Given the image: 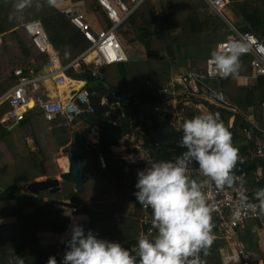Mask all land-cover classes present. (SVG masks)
<instances>
[{"label":"trees","instance_id":"16d2710c","mask_svg":"<svg viewBox=\"0 0 264 264\" xmlns=\"http://www.w3.org/2000/svg\"><path fill=\"white\" fill-rule=\"evenodd\" d=\"M78 1L84 4L87 12L85 18L98 27L96 30L111 26L112 22L105 10L100 8L98 0ZM16 2L17 0H3L0 4V97L18 82L16 68L22 67L25 72H29L32 60L33 67H39L48 61V57L34 45L31 35L24 27L25 23L36 19L43 21L63 65L88 47L83 33L55 4H50L48 0H30L23 10L18 11L15 8ZM158 3L166 27L150 30L147 25H143L136 30L135 37L144 45L146 52L142 58H128L124 62L125 82L118 67L119 80L108 75L106 66L102 82L87 69L78 76L87 80V87L91 92L99 90L100 95L106 92L113 94V101L119 100L123 113L118 121L113 122L112 116L106 112L117 111L108 104H100L101 96L92 95L100 136L96 150L85 153L89 178L84 183L83 195L76 196L70 182H62L59 192L39 190L38 194L42 199L27 198L23 192L27 191V185L31 181L43 175L41 166L47 177L58 175L54 155L59 151V141L69 136L67 127L57 126L58 121L46 120L42 111L30 115L28 113L12 129L7 124L0 123V219L15 218L13 222L0 223V264H47L50 256H55L59 264L66 251L65 242L42 244L38 233H69L72 220L62 215L64 205L61 201L64 197L80 207L77 208L79 213H87L89 216L87 222L79 223L85 231L91 229L99 237L120 242L129 249L136 244L140 223L121 218L120 215L141 217L145 213L144 207L133 195L136 191L137 172L135 166L127 170L123 160L113 157L111 146L116 145L122 136L134 134L137 139H143L148 157L154 161L174 160L184 151L173 145L158 143L151 137L153 131L165 125L159 118L160 108L174 97L173 92H161V88L171 81L174 68L182 73L193 68L205 69L211 50L228 34L223 20L208 9L203 0H159ZM229 6L242 18L243 31L250 30L262 37L259 30L264 31V0H229ZM136 17L139 18V15L136 14ZM135 18L131 15L127 21L137 27ZM174 30L178 31L173 32ZM129 33L131 34L130 31L125 32V35L128 36ZM250 59L249 55L240 56L237 74L249 71ZM237 74L225 77L221 82L212 80L209 83H215V89L221 88L224 91L225 99L231 106L237 107L241 112H247L252 107L256 116L261 118L264 79L252 86H243L238 84ZM97 81L101 83H96ZM175 90H178V85ZM207 105L212 112L220 114L224 125L232 133L233 143L242 137L239 128L242 115L237 116L234 127L230 128L227 124L233 112L215 104ZM9 109L8 100L0 103V119ZM193 116V112L187 113L184 120ZM29 124L32 126L31 136L36 141L37 151L30 150L22 130ZM252 148V144L244 145L241 151L246 153ZM99 152L106 155L107 168H101ZM259 164L263 165L264 174V162ZM259 164L247 161L243 175L236 184L252 187ZM149 210L151 211L150 208ZM211 222L213 225L216 223L212 214ZM154 235L155 233L152 236ZM216 251L217 243L213 241L207 255L203 252L199 254L198 263L219 264Z\"/></svg>","mask_w":264,"mask_h":264},{"label":"built area","instance_id":"2783aa9c","mask_svg":"<svg viewBox=\"0 0 264 264\" xmlns=\"http://www.w3.org/2000/svg\"><path fill=\"white\" fill-rule=\"evenodd\" d=\"M145 1L147 0H98L100 7L105 10L112 22L111 26L100 30H94L87 22L85 13L78 2L73 3L72 0L62 1L58 7L71 23L83 33L89 43L88 48L76 60L66 66L60 64L59 56L52 46L42 20L36 19L25 23L24 27L31 35L36 48L47 54L54 65V81L57 84L67 83V87L70 89L69 94L62 93L56 99L39 102L46 120L58 121L61 126L71 127L81 118L83 112L95 113L92 104L93 92L87 87L86 81L80 83L76 79H71L65 71L69 66H72L78 73H83L87 69L93 76L101 77V67L127 61L128 55L120 41L117 30ZM203 1L212 12L223 20L225 30L228 31L226 38L221 40L218 45L226 46L231 41H241L247 46L248 50L243 54L251 57V71L237 76L238 84L252 86L260 79H264V38L253 31H243L236 26L227 14L229 0ZM15 74L18 76V82L8 90L4 96L5 99H2L8 100L10 104V109L1 119L7 123H20L26 118L32 92L39 88L41 80L40 77L31 76L29 72H25L22 67L16 68ZM223 78L225 77H221L216 72L211 57H208L205 69L193 68L186 73L177 72L174 74L172 71L171 81L161 88V92H173V100L175 101L178 100L179 96H183L184 105H189L191 100H196L194 105L199 109L202 106L209 108L207 105L209 103L231 110L233 114L229 117L227 124L230 128L234 127L237 116L242 115L243 120L239 126L242 137L247 144H252L253 156L264 159V102L261 118L256 116L252 107L247 112H241L237 107L231 106L227 102L225 93L221 88L215 89L209 83L212 80L221 82ZM176 85H178V90H175ZM212 93H214V96ZM101 102L107 103V98L103 97ZM110 105L112 108L120 107L119 100ZM184 114L185 111L181 115L174 116L170 124L175 128H180L185 117ZM98 157L101 167L106 168L105 155L99 153ZM121 159L128 169L135 166L136 172L144 169L148 164L157 162L149 157L139 156V153L138 155L123 156ZM186 174L190 179L197 182L207 179L200 173L195 163L189 165ZM202 192L210 207V215L212 214L216 218L213 233L217 237L227 236L233 243H236L239 248V258H241L240 264H264V260H258L257 262L248 260L245 257L244 246L239 240L240 230L245 221L264 216L260 199L256 198L252 191L244 186L232 185L219 189L211 181L204 184ZM77 208V206H71L73 212H76ZM144 209V215L139 217V235L144 234L151 237L155 233L151 226V211L147 207H144Z\"/></svg>","mask_w":264,"mask_h":264},{"label":"clouds","instance_id":"9594fccd","mask_svg":"<svg viewBox=\"0 0 264 264\" xmlns=\"http://www.w3.org/2000/svg\"><path fill=\"white\" fill-rule=\"evenodd\" d=\"M48 2L54 5L56 0ZM29 3L30 0H17L15 8L23 10ZM247 50L241 41L218 45L210 52L216 72L221 77L236 75L240 56ZM176 131L180 132L176 143L184 151L174 160L153 162L137 172L133 195L141 206L151 209L155 235H138L136 244L129 249L74 223L59 264H198L199 254L207 255L214 236L202 188L208 181L219 189L233 185L239 150L218 112L185 119ZM193 161L207 178L205 181L197 182L186 174ZM255 195L264 210V187ZM47 264L58 261L50 256Z\"/></svg>","mask_w":264,"mask_h":264},{"label":"crops","instance_id":"0c3cea01","mask_svg":"<svg viewBox=\"0 0 264 264\" xmlns=\"http://www.w3.org/2000/svg\"><path fill=\"white\" fill-rule=\"evenodd\" d=\"M72 1H73V3L78 2V4L81 6L82 11L84 13H87L86 9L84 7V4L81 1H78V0H72ZM61 2H62V0H57L55 2V5L60 6ZM158 2H159V0H147L140 6L141 8L139 7L132 15H134L136 13L138 15H143L144 11L143 12H141V11L143 9V6L147 5V4H148L147 6L149 7L150 4L153 3L152 5L158 8ZM159 8H160V5H159ZM227 14L235 22L236 26L240 30H242L241 28L244 26V22H243L242 18L240 17V15H237L230 8L229 4H228V7H227ZM87 22H89V24L91 25V27L94 30L98 29V27L95 26L92 23V21H90L89 19H87ZM262 26H263V29H264V25H262ZM259 32L262 33V37L264 38V31L262 29H260ZM51 43H52V41H51ZM52 46L54 47L53 43H52ZM88 46H89V43H88ZM54 49H55L56 53L58 54V52H57L55 47H54ZM82 52L79 55H77L73 60L69 61L67 64L63 65L61 63V61H60V64L62 66H66V65L71 64L74 60H76L82 54ZM45 55L48 57L47 54H45ZM243 55H246V54H243ZM33 64H34V61L32 60L31 61V68L29 69V74L31 76L40 77L41 80H40L39 88L32 92L31 99L29 101V111L27 112V114L29 113V115L30 114H34V113L36 114L37 112L42 111V109L39 106V102L40 101L46 100V99L53 100V99H56L62 93H64V94L68 93L69 94V92H70V89L67 87V83L57 84L54 81L53 75H55V74L53 72L55 71V67L51 63L49 57H48V61L43 63V64H41V66H39V67H36V66L33 67ZM65 73L71 79H76L80 83L86 81V85L88 84L86 79H84L82 77H78L79 75H81L83 73L76 72L72 66H69L66 69ZM247 73H249V72H247ZM101 74H104V73H101ZM240 74H242V73H238L237 76H239ZM99 80L101 82L103 81V75L101 77H99ZM100 81H97L96 83H101ZM8 90H7V92H8ZM7 92H5L4 94H6ZM109 94H111V93L106 92L104 95H100L99 90L93 91V95L101 96L100 104H102V105H107V104L110 105L111 103L115 102V101H113V94H112L111 100H109V98H108ZM103 97L107 98V101H108L107 103H102L101 102ZM2 99H0V103L5 101V100H2ZM173 99H171V100H169L167 102H171ZM183 99H184L183 96L178 98L177 103H179V101H180L179 104H180L181 109L178 108L179 104H176L177 106L175 107V114H177V113L182 114V111L184 109L182 107L183 106L182 105ZM110 107H111V109L116 110L117 113H112L111 111H107L106 114L107 115H111L112 116L111 117L112 121L116 122L123 115V113H122V105L120 104V107H118V108H112L111 105H110ZM180 110H182V111H180ZM185 115H187V113H185ZM159 118H160L161 122L165 123V125L170 124V123L167 122L168 120L171 119V117H170L168 112H162L161 111L160 115H159ZM1 119H0V122L2 121ZM2 123L7 124L9 129H12V128H10L12 123H7V122H3V121H2ZM14 123H16V122H14ZM17 124H19V123H17ZM57 126H61V125H59L57 123ZM61 127H63V126H61ZM64 127H66V126H64ZM26 128H27V131H24ZM67 128L69 129L68 138H70L71 132L75 130V131H78L82 136H84L87 139L88 150L86 152H90V151L96 150V143L98 142V139H99V136H100V131H99L98 124L91 125L88 122L84 121L83 118L81 117L71 127H67ZM23 133L27 136V143L29 145L30 150L31 151H37L38 147H37L36 141L31 136L32 126L30 124L29 125H25L23 127ZM129 136H131V137H129ZM130 138H135L136 140L132 141ZM142 140L143 139H137L134 134H126V135L122 136L119 139V141H118V143L116 145H112L111 146V151H112L111 155H113V157H115V158H117L119 160H122L121 158L123 156H128L130 154H133V155L137 154L138 155V153H139V156L148 157V151L146 150V148H145V146L143 145L142 142H141L142 146H140V148L132 147V146H134V145H132L133 143H136V141L138 142V141H142ZM136 144H138V143H136ZM245 145H248L247 142H246ZM58 147H59V151L54 155V161H55V163H56V165L58 167V170H59V173H58L57 176H59V174L62 171L68 170V167H69L68 158H67V156L64 153H62V146H59V143H58ZM241 147L242 146H240L239 149ZM252 151H253V148L252 149H248L246 153L244 151H241V149L238 151V153L240 154L244 164L247 161H255L257 164H259L260 162H264V159H262V158L259 159V158L254 157ZM99 153L104 154L103 152H99ZM105 157H106V155H105ZM58 160H59V162H58ZM106 160H107V158H106ZM102 169H104V168H102ZM126 169L129 170L127 166H126ZM244 169H245V167H244ZM244 169H243V171H244ZM243 171H242L241 175L239 177H237V179L235 180V182L233 184H236V182H239L241 176L243 175ZM263 175H264L263 174V165L259 164L258 167H257V170L255 171V176H256L255 183H254V185L252 187L249 188L252 191V194L255 195V193L258 190V188L256 187L257 182L260 181V180H264ZM236 185H239V184H236ZM61 186H62V182H61ZM27 191L24 190L23 192H27ZM74 194L76 196H81V195L84 194V192H77L74 189ZM255 197H256V195H255ZM61 202H69V200L66 197H64ZM76 206L78 208H80L78 205H76ZM62 215L66 216V217H70L71 220H72V224H74V223H84V222H87L89 220V216L87 215V213H79L78 211L73 212L71 210V206H67V205H64V208L62 210ZM123 215H125V214H123ZM126 216H129V215H126ZM130 217H132V216H130ZM135 218H137L138 222H139V217H135ZM13 221H15L14 217H6V218H1L0 219V223L13 222ZM135 221H137V220H135ZM243 225L244 226L241 227V230H240V238H239V240L242 242V244L244 246L245 257L248 260L252 261V262H257L258 260H264V216L261 217V218H257V219L247 220V221L244 222ZM214 230L215 229L212 228V234L214 236V240L213 241L215 243H217V251L216 252H217V255H218L219 259H220L219 264H240L241 258H239V252H238L239 248L236 245V243H233L232 240H230V238L227 237V236L226 237L225 236L224 237H217L213 233ZM38 237H39L40 242L42 244H59L61 242L64 243L69 238V233L67 231H63V232H60V233L53 232V231H41V232L38 233Z\"/></svg>","mask_w":264,"mask_h":264},{"label":"water","instance_id":"95a60500","mask_svg":"<svg viewBox=\"0 0 264 264\" xmlns=\"http://www.w3.org/2000/svg\"><path fill=\"white\" fill-rule=\"evenodd\" d=\"M2 1L3 0H0V4L2 3ZM117 67L123 82H125L126 76H125L124 62H118ZM104 71H105V67H101L100 72L104 73ZM212 95L214 96V93H212ZM108 98L109 100H111L112 94H109ZM81 117L83 118L84 121L88 122L91 125L97 124L96 113L83 112ZM16 125L17 123H12L10 128L15 127ZM177 129L179 128H175L171 124L162 125L151 133V137L158 143L164 145H173L174 147L180 150H184L180 148L176 143V141L180 137V132L176 131ZM59 146H62V153H64L68 158V162H69L68 170L62 171L58 177H47L45 175L46 171L44 167L41 166L43 175L37 177L27 185L28 191L25 192V196L27 198L42 199L43 197L37 194L38 191L41 189H48L52 193L59 192L62 189L61 182H70L73 184L74 189L77 192H84V183L89 178L88 167L84 155L85 152L88 150L87 139L84 136H82L78 131L74 130L71 132L70 138L59 142ZM238 156L240 159L238 160V165L236 169H234L236 171L237 177L241 175L245 167V164L239 153ZM256 187L258 189L264 187V180L258 181ZM62 203L67 206H76L70 202H62ZM120 217L138 221V219L135 217H130L126 215H120Z\"/></svg>","mask_w":264,"mask_h":264},{"label":"rangeland","instance_id":"374dc122","mask_svg":"<svg viewBox=\"0 0 264 264\" xmlns=\"http://www.w3.org/2000/svg\"><path fill=\"white\" fill-rule=\"evenodd\" d=\"M152 4H151V7L150 6L148 7L147 6L148 4L143 6V9H142L141 12L144 11V14L143 15H139V18H137V17L135 18V15L137 13L134 14L135 22L137 23L135 25H137V27L136 26H132L130 23H128V21H126L117 30V33H118V35L120 37V41L122 42V44H123V46L125 48L126 54L128 55V58L130 60L142 58L145 55V52H146L144 45L140 42V40L136 39V37H135L137 35V32H136L137 29H139L143 25H147L150 30L165 29V27H166L165 21L163 19V16L161 15L162 13H161V9L159 8V3H158V8L153 6ZM127 30L131 32V34L129 33L128 36L125 35V32L126 33L128 32ZM177 31L178 30H174L173 32H177ZM130 39H133V40L130 41ZM0 42H1V38H0ZM106 68H107L108 75L112 79L116 78L117 80H119L120 76L118 75L117 64L106 66ZM250 71H251V67L249 65V71L248 72H250ZM177 72H179V70L177 68H174L173 74L177 73ZM102 75H104V74H102ZM211 86L213 88H216L215 83H213V82L211 83ZM4 96H5V94H3L0 97V99H2ZM184 101L185 100L183 99V102ZM176 102L177 101L172 100L171 102H167L166 104H164L160 108L162 112H168L169 113L171 119L167 121L168 123H171V121L173 120L172 118L174 116L181 115L180 113L175 114V107L177 106L176 104H179L180 101H179V103H176ZM194 102H196V100H191L189 105H184V103H183L182 107L184 109H183V111L182 110H180V111H182V113L185 111V113H188V114L190 112H193L195 115H198V114H201V113L212 112V110L210 108H207V107L205 108L204 106H202V108L199 109L198 107H196L194 105ZM178 108L181 109L180 106ZM24 131H27V128ZM129 137H131V136H129ZM25 138L27 140V136L26 135H25ZM130 139L132 141L136 140L135 138H130ZM141 142L143 143V141H138V142L136 141V143H138L139 145L132 142L133 144L132 143L131 144L134 145L132 147L140 148V146H142ZM233 144H234L235 147L238 148V150H240L241 148L239 149V147L245 145L246 144V140L243 137L240 136ZM58 162H59V160H58ZM56 177H58V176H56Z\"/></svg>","mask_w":264,"mask_h":264},{"label":"bare ground","instance_id":"6f19581e","mask_svg":"<svg viewBox=\"0 0 264 264\" xmlns=\"http://www.w3.org/2000/svg\"><path fill=\"white\" fill-rule=\"evenodd\" d=\"M43 102L50 101V99L42 100Z\"/></svg>","mask_w":264,"mask_h":264}]
</instances>
